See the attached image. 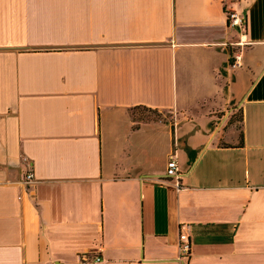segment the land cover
Instances as JSON below:
<instances>
[{"label":"crops","instance_id":"crops-1","mask_svg":"<svg viewBox=\"0 0 264 264\" xmlns=\"http://www.w3.org/2000/svg\"><path fill=\"white\" fill-rule=\"evenodd\" d=\"M83 251L264 264V0H0V264Z\"/></svg>","mask_w":264,"mask_h":264},{"label":"built area","instance_id":"built-area-1","mask_svg":"<svg viewBox=\"0 0 264 264\" xmlns=\"http://www.w3.org/2000/svg\"><path fill=\"white\" fill-rule=\"evenodd\" d=\"M228 25L237 30L240 34L238 40L234 41L232 46V52L230 55L229 66L231 68H238L241 66V51L240 47L245 44V40L242 38L244 32V17L235 8H230L227 10ZM165 175L167 178L174 181V185L177 190L182 188V183L180 181V175L178 173V164L175 155L172 154L166 163ZM21 184L27 189L34 182V175L32 170H28L22 176L20 180ZM190 240L186 233H179L178 237V249L180 257H187L190 253ZM78 264H105L104 258L100 252H89L83 251L78 255Z\"/></svg>","mask_w":264,"mask_h":264},{"label":"rangeland","instance_id":"rangeland-1","mask_svg":"<svg viewBox=\"0 0 264 264\" xmlns=\"http://www.w3.org/2000/svg\"><path fill=\"white\" fill-rule=\"evenodd\" d=\"M145 116H152V114H150V112H148V111H145Z\"/></svg>","mask_w":264,"mask_h":264}]
</instances>
